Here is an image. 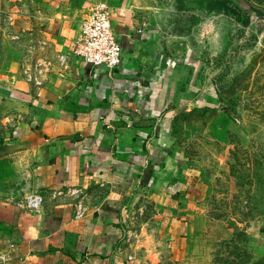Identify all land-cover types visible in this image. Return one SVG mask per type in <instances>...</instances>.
Instances as JSON below:
<instances>
[{"label":"crops","instance_id":"1","mask_svg":"<svg viewBox=\"0 0 264 264\" xmlns=\"http://www.w3.org/2000/svg\"><path fill=\"white\" fill-rule=\"evenodd\" d=\"M115 2L0 0V264H134L129 210L147 184L167 182L169 115L216 106L201 72L207 51L227 49L210 41L216 20L185 34L162 10L121 20ZM102 4L123 47L115 71L73 53Z\"/></svg>","mask_w":264,"mask_h":264},{"label":"rangeland","instance_id":"2","mask_svg":"<svg viewBox=\"0 0 264 264\" xmlns=\"http://www.w3.org/2000/svg\"><path fill=\"white\" fill-rule=\"evenodd\" d=\"M234 2L246 23L216 0L113 6L121 20L162 10L185 34L200 21L212 30L215 19L210 41L228 42L207 51L201 68L215 83L216 106L201 101L169 115L160 165L167 182L147 184L129 210L124 244L134 264H264V0Z\"/></svg>","mask_w":264,"mask_h":264},{"label":"built area","instance_id":"3","mask_svg":"<svg viewBox=\"0 0 264 264\" xmlns=\"http://www.w3.org/2000/svg\"><path fill=\"white\" fill-rule=\"evenodd\" d=\"M74 55L87 66L95 69H120L123 61V47L112 25V14L108 5L94 8L83 22L81 35L73 45ZM43 201L41 195L31 196L28 207L37 210Z\"/></svg>","mask_w":264,"mask_h":264},{"label":"trees","instance_id":"4","mask_svg":"<svg viewBox=\"0 0 264 264\" xmlns=\"http://www.w3.org/2000/svg\"><path fill=\"white\" fill-rule=\"evenodd\" d=\"M219 2L225 9L228 10L229 15H232L234 18H236L241 23H246L247 19L243 16H238L236 11L238 10V5L234 2V0H216Z\"/></svg>","mask_w":264,"mask_h":264}]
</instances>
